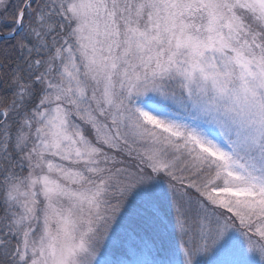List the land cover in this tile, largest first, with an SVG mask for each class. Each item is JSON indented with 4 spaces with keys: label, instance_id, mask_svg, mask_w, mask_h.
<instances>
[{
    "label": "snow or ice",
    "instance_id": "1",
    "mask_svg": "<svg viewBox=\"0 0 264 264\" xmlns=\"http://www.w3.org/2000/svg\"><path fill=\"white\" fill-rule=\"evenodd\" d=\"M0 264H264V0H0Z\"/></svg>",
    "mask_w": 264,
    "mask_h": 264
}]
</instances>
